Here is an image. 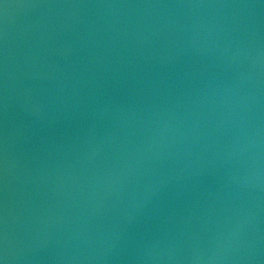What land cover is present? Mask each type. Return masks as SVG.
<instances>
[{"label":"water","instance_id":"obj_1","mask_svg":"<svg viewBox=\"0 0 264 264\" xmlns=\"http://www.w3.org/2000/svg\"><path fill=\"white\" fill-rule=\"evenodd\" d=\"M0 264H264V0H0Z\"/></svg>","mask_w":264,"mask_h":264}]
</instances>
